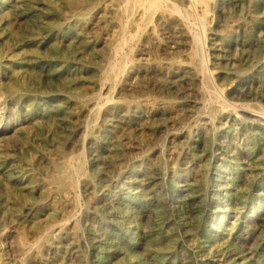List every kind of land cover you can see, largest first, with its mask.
<instances>
[{
	"label": "rangeland",
	"instance_id": "rangeland-1",
	"mask_svg": "<svg viewBox=\"0 0 264 264\" xmlns=\"http://www.w3.org/2000/svg\"><path fill=\"white\" fill-rule=\"evenodd\" d=\"M154 1L0 0V264H264V0Z\"/></svg>",
	"mask_w": 264,
	"mask_h": 264
},
{
	"label": "bare ground",
	"instance_id": "bare-ground-1",
	"mask_svg": "<svg viewBox=\"0 0 264 264\" xmlns=\"http://www.w3.org/2000/svg\"><path fill=\"white\" fill-rule=\"evenodd\" d=\"M113 1H115V0H113ZM125 1H127V4H128V2H133V3H140L142 0H125ZM146 1V0H145ZM152 1V0H151ZM154 1V0H153ZM167 1H170L171 3H172V0H167ZM177 1V0H176ZM198 1V0H197ZM196 1V2H197ZM2 2V1H1ZM155 2V1H154ZM8 3V2H7ZM6 3V4H7ZM150 3V2H149ZM169 3V2H168ZM198 3V2H197ZM202 3V2H201ZM24 4V3H23ZM116 4V3H115ZM126 4V5H127ZM157 4V2L154 4V5H156ZM166 4V3H165ZM173 4V3H172ZM191 4V3H190ZM190 4H189V6H190ZM214 4V3H213ZM137 6V5H136ZM197 6V5H196ZM201 6V5H200ZM206 6V5H205ZM141 7V6H140ZM139 7V8H140ZM156 7H157V5H156ZM192 7H193V5H192ZM144 8V7H143ZM168 8V7H167ZM194 8V7H193ZM201 8V7H200ZM153 9H155L156 10V8L154 7ZM178 9V8H177ZM251 9V8H250ZM19 10V9H18ZM31 10H32V8H31ZM140 10V9H139ZM143 10V9H142ZM149 10V9H148ZM147 10V11H148ZM155 10H153V12L155 11ZM171 10V9H170ZM193 10V9H192ZM2 11V10H1ZM4 11V10H3ZM126 11V10H125ZM135 11V10H134ZM173 11V10H172ZM24 12V11H23ZM26 12V11H25ZM127 12V11H126ZM183 12V11H182ZM27 13V12H26ZM121 13V12H120ZM133 12H131V14H132ZM147 13V12H146ZM176 13V12H175ZM148 14V13H147ZM154 14V13H153ZM182 14V13H181ZM181 14H180V16H181ZM206 14V13H205ZM209 14V13H208ZM207 14V15H208ZM121 15V14H120ZM128 15V14H127ZM135 15V14H134ZM152 15V14H151ZM182 15H185V14H182ZM130 16V15H129ZM136 16V15H135ZM146 16V15H145ZM154 16V15H153ZM152 16V17H153ZM166 16V15H165ZM187 16V15H186ZM193 16V15H192ZM194 16H196V15H194ZM200 16V15H199ZM198 16V17H199ZM203 16V15H202ZM201 16V17H202ZM205 16V15H204ZM204 16H203V18H204ZM182 17V16H181ZM185 17V16H184ZM140 18V17H139ZM169 18V17H168ZM174 18V17H173ZM189 18V17H188ZM184 19H186V18H184ZM127 20V19H126ZM133 20H134V18H133ZM197 20V19H196ZM125 21V20H124ZM128 21H129V19H128ZM142 21V20H141ZM140 21V22H141ZM150 21V20H149ZM164 21H168V20H164ZM195 21V20H194ZM130 22V21H129ZM155 22V21H154ZM161 22V21H160ZM169 22V21H168ZM190 22H191V20H190ZM149 23V22H148ZM158 23V22H157ZM199 23V22H198ZM202 23V22H201ZM256 23H258V22H256ZM124 24V23H123ZM153 24V23H152ZM169 24V23H168ZM171 24V23H170ZM254 24V23H253ZM138 25H140L139 24V22H138ZM173 25V24H172ZM191 25V24H190ZM192 25H194V23L192 24ZM149 26V25H148ZM167 26V25H166ZM258 26V25H257ZM144 27L146 28V26L144 25ZM156 27V26H155ZM136 28H137V26H136ZM141 28V27H140ZM139 28V29H140ZM144 28V29H145ZM188 28V27H187ZM191 28V27H190ZM260 28V27H259ZM127 29H129V28H127ZM154 29V28H153ZM159 29V28H158ZM161 29V28H160ZM166 29V28H165ZM256 29V28H255ZM157 30V29H156ZM189 31H190V29H188ZM200 30V29H199ZM205 30V29H204ZM125 31V30H124ZM132 32H133V30H131ZM148 31V30H147ZM144 32V31H143ZM151 32V31H150ZM157 32V31H156ZM191 32V31H190ZM146 33V32H145ZM119 34V33H118ZM126 34H128V33H126ZM135 34V33H134ZM148 34V33H147ZM188 34V33H187ZM195 34V33H194ZM149 35V34H148ZM150 35H152V34H150ZM193 35V34H192ZM191 35V36H192ZM199 35H201V33L199 34ZM122 36H123V34H122ZM133 36V35H132ZM135 36V35H134ZM154 36V35H153ZM190 36V37H191ZM150 37V36H149ZM152 37V36H151ZM158 37V36H157ZM193 37V36H192ZM119 38V37H118ZM122 38H124V37H122ZM122 38H121V40H122ZM130 38H131V36H130ZM130 38H128V39H130ZM134 38V37H133ZM160 38V37H159ZM248 38V37H247ZM247 38H246V40H247ZM77 39V38H76ZM161 39V38H160ZM186 39V38H185ZM189 39V38H188ZM237 39V38H236ZM71 40V39H70ZM73 40V39H72ZM153 40V39H152ZM171 40V39H170ZM115 41V40H114ZM130 41V40H129ZM131 41H132V38H131ZM204 40H201V38L199 37V36H196L195 37V43H197V45H198V53H197V55H196V60H197V63H198V67H199V69L200 70H203V69H205V67H206V59H205V57H204V53H203V44H204V42H203ZM123 42V41H122ZM150 42V41H149ZM193 42V41H192ZM44 43V42H43ZM120 44V43H119ZM118 44V45H119ZM127 44V43H126ZM164 44V43H163ZM189 44V43H188ZM128 45V44H127ZM239 45V44H238ZM70 46V45H69ZM191 46V45H190ZM71 47V46H70ZM118 48H119V46H117ZM166 47V46H165ZM114 48V47H113ZM112 47H111V49H113ZM116 48V47H115ZM120 50H122V49H120ZM120 50L118 51V52H120ZM124 51V50H123ZM122 54H124V53H122ZM121 54V55H122ZM31 56V55H30ZM115 56V55H114ZM116 57V56H115ZM124 58H125V55L123 56ZM195 57V56H194ZM23 58V57H22ZM21 58V59H22ZM30 58V57H29ZM114 58V57H113ZM190 58V57H189ZM51 59V58H50ZM115 59H117V57L115 58ZM192 59V58H191ZM208 60V59H207ZM258 60V59H257ZM261 60V59H260ZM116 61V60H115ZM123 61V60H122ZM20 62H21V60H20ZM111 62V61H110ZM190 62V61H189ZM12 63V62H11ZM15 63V62H14ZM169 63V62H168ZM208 63V62H207ZM232 63V62H231ZM264 63V62H263ZM17 64V63H16ZM108 64V63H107ZM114 64V63H113ZM119 64V63H118ZM148 64V63H147ZM19 66H20V64H19ZM32 66H33V64H32ZM108 66H109V64H108ZM125 66H126V64H125ZM166 66H167V64H166ZM171 66H172V64H171ZM12 67V66H11ZM110 67H111V64H110ZM115 67V66H114ZM169 67V66H168ZM242 67V66H241ZM263 67V66H262ZM112 68V70H113V67H111ZM116 68V67H115ZM148 68V67H147ZM162 68H163V66H162ZM165 68H167V67H165ZM172 68V67H171ZM240 68V67H239ZM104 69V68H103ZM105 69H106V67H105ZM110 69V68H109ZM108 69V70H109ZM150 69H151V66H150ZM184 69V68H183ZM238 69V68H237ZM10 70V69H9ZM122 70V69H121ZM152 70H154V69H152ZM169 70V69H168ZM182 70V69H181ZM242 70V69H241ZM249 70V69H248ZM251 70V69H250ZM42 71V70H41ZM105 71V70H104ZM110 71V70H109ZM162 71H163V69H162ZM184 71V70H183ZM193 71V70H192ZM237 71V70H236ZM242 71H244L245 72V70H242ZM247 71V70H246ZM73 72V71H72ZM100 72V71H99ZM151 72V71H150ZM174 72V71H173ZM190 72V71H189ZM204 72V71H203ZM225 72V71H224ZM238 72V71H237ZM262 73H263V71H261ZM109 73V72H108ZM110 73H111V71H110ZM109 73V74H110ZM121 73H122V71H121ZM171 73V72H170ZM174 73H176V72H174ZM193 73V72H192ZM241 73H243V72H241ZM10 74V73H9ZM8 74V75H9ZM103 74V73H102ZM108 74V75H109ZM155 74H157V73H155ZM172 74V73H171ZM187 74V73H186ZM255 74V73H254ZM13 75H14V73H13ZM114 75H116L115 74V72H114ZM122 75V74H121ZM160 75V74H159ZM169 75V74H168ZM208 76H209V74H207ZM73 76V75H72ZM103 76V75H102ZM130 76V75H129ZM153 76V75H152ZM155 76V78H156V75H154ZM186 76V75H185ZM198 76V75H197ZM205 76V75H204ZM107 77V76H106ZM105 77V78H106ZM136 77V76H135ZM135 77H134V79H135ZM172 77V76H171ZM174 77V76H173ZM187 77V76H186ZM195 77V76H194ZM103 78V77H102ZM112 78V77H111ZM116 78V77H115ZM120 78V77H119ZM177 78V77H176ZM189 78V77H188ZM199 78H201V77H199ZM202 78H203V76H202ZM107 79V78H106ZM113 79V78H112ZM118 79V78H117ZM129 79V78H128ZM105 80V79H104ZM114 80L115 79H113V83H114ZM176 80V79H175ZM178 80V79H177ZM181 80V79H180ZM192 80V79H191ZM191 80H190V82H191ZM208 80V79H207ZM246 80V79H245ZM252 80H254V79H252ZM14 81V80H13ZM106 81V80H105ZM104 81V82H105ZM108 81H110V80H108ZM107 81V82H108ZM128 81V80H127ZM131 81V80H130ZM172 81H174V80H172ZM183 81V80H182ZM188 81V80H187ZM193 81V80H192ZM251 81V80H250ZM99 82V81H98ZM120 82V81H119ZM125 82V81H124ZM123 82V83H124ZM175 82H177V81H175ZM198 82V81H197ZM211 82V81H210ZM213 82V81H212ZM15 83V82H14ZM100 83V82H99ZM118 83V82H117ZM121 83V82H120ZM183 83V82H182ZM195 83V82H194ZM202 83H204V82H202ZM209 83V82H208ZM253 83V82H252ZM192 84V83H191ZM205 84H206V82H205ZM211 84V83H210ZM99 85V84H98ZM105 85V84H104ZM104 85H102V86H104ZM108 85H110V84H108ZM107 85V86H108ZM200 85V84H199ZM251 85V84H250ZM115 86H116V84H115ZM160 86V85H159ZM169 86H171V84L169 85ZM194 86V85H193ZM195 86H197V85H195ZM203 87H204V84L202 85ZM249 86V85H248ZM114 87V86H113ZM163 87V86H162ZM190 87V86H189ZM13 88V87H12ZM22 88V87H21ZM103 88V87H102ZM109 88V87H108ZM172 88V87H171ZM200 88H201V86H200ZM205 88H207V86L205 87ZM216 88V87H215ZM241 88V87H240ZM24 89V88H23ZM117 89V88H116ZM115 89V90H116ZM176 89V88H175ZM195 90H197L196 88H194ZM246 89V88H245ZM19 90H20V88H19ZM103 90H105V89H103ZM110 90V89H109ZM166 90H168V89H166ZM183 90V89H182ZM201 90V89H200ZM200 90H199V92H200ZM217 90V89H216ZM13 91V90H12ZM15 91V90H14ZM116 91H118V90H116ZM163 91V90H162ZM203 91V90H202ZM209 91H211V89L209 88ZM17 92V91H16ZM26 92H27V90H26ZM26 92H24V93H26ZM109 92V91H108ZM167 92V91H166ZM189 92V91H188ZM251 92V91H250ZM15 93V92H14ZM21 93V92H20ZM54 93V92H53ZM101 93V92H100ZM113 93L114 94H116L115 92H114V90H113ZM185 93V92H184ZM194 93V92H193ZM205 93V92H204ZM253 93V92H252ZM28 94V93H27ZM30 94V93H29ZM41 94V93H40ZM57 94V93H56ZM168 94V93H167ZM181 94V93H180ZM197 94V93H196ZM206 94H207V92H206ZM214 94H216L215 92H214ZM217 94H218V92H217ZM245 94V93H244ZM94 95V94H93ZM185 95V94H184ZM193 95V94H192ZM204 95V94H203ZM202 95V96H203ZM210 95V94H209ZM212 95V98L216 101H219V99H218V97L217 96H214L213 94H211ZM98 96V95H97ZM96 96V97H97ZM188 96V95H187ZM221 96V95H220ZM90 97V96H89ZM101 97H102V95H101ZM107 97V96H106ZM147 97V96H146ZM160 97V96H159ZM164 97V96H163ZM34 98V97H33ZM43 98V97H42ZM105 98V97H104ZM111 98V97H110ZM113 98H115V97H113ZM113 98H112V100H113ZM157 98V97H156ZM201 98V97H200ZM220 98V97H219ZM223 98V97H222ZM71 99V98H70ZM80 99V98H79ZM108 99V98H107ZM106 99V100H107ZM186 99V98H185ZM35 100H36V97H35ZM41 100V99H40ZM48 100V99H47ZM78 100V99H77ZM152 100H153V98H152ZM152 100H150V101H152ZM163 100V99H162ZM27 101V100H26ZM42 101V100H41ZM92 101V100H91ZM115 101V100H114ZM159 101H161V100H159ZM164 101V100H163ZM163 101H161V104H162V102ZM173 101V100H172ZM176 101V100H175ZM188 101H189V99H188ZM222 101V100H221ZM109 102H111V101H109ZM109 102H106L107 104L109 103ZM145 102V101H144ZM153 102V101H152ZM169 102V101H168ZM185 102V101H184ZM207 102V101H206ZM210 102V101H209ZM220 102V101H219ZM34 103H35V101H34ZM98 103V102H97ZM105 103V102H104ZM103 103V104H104ZM105 103V104H106ZM113 103V102H112ZM119 103V102H118ZM142 103V102H141ZM164 103V102H163ZM211 104H213L212 102H210ZM237 103V102H236ZM21 104V103H20ZM30 104V103H29ZM99 104V103H98ZM110 104V103H109ZM123 104V103H122ZM174 104V103H173ZM178 104V103H177ZM182 104H183V102H182ZM240 104H241V102H240ZM15 105H16V103H15ZM92 105V104H91ZM124 105H125V103H124ZM164 105V104H163ZM185 105H186V103H185ZM194 105V104H193ZM213 105H217V104H213ZM96 106V105H95ZM101 106V105H100ZM103 106V105H102ZM101 106V107H102ZM195 106V105H194ZM210 106V105H209ZM219 106H220V103H219ZM225 106V105H224ZM244 106H245V104H244ZM28 107V106H27ZM30 107V106H29ZM98 107H99V105H98ZM106 107V106H105ZM118 107V106H117ZM121 107V106H120ZM158 107H160V106H158ZM163 107V106H162ZM165 107V106H164ZM218 107V106H217ZM31 108V107H30ZM95 108V107H94ZM93 108V109H94ZM107 108V107H106ZM109 108V107H108ZM114 108V107H113ZM134 108V107H133ZM137 108V107H136ZM135 108V109H136ZM140 108V107H139ZM143 108V107H142ZM167 108V107H166ZM184 108V107H183ZM207 108V107H206ZM230 108V107H229ZM238 108V107H237ZM59 109V108H58ZM96 109V108H95ZM100 109V108H99ZM138 109V108H137ZM152 109H154L153 107H152ZM156 109V108H155ZM173 109V108H172ZM213 109H214V107H213ZM231 109H233V108H231ZM243 109V108H242ZM241 109V110H242ZM39 110V109H38ZM113 110V109H112ZM119 110V109H118ZM169 110V109H168ZM234 110H236V109H234ZM239 110V109H238ZM238 110H236V111H238ZM251 110H252V108H251ZM29 111V110H28ZM55 111V110H54ZM61 111V110H60ZM91 111V110H90ZM97 111H99V110H97ZM96 111V112H97ZM123 111V110H122ZM139 111V110H138ZM154 111V110H153ZM156 111V110H155ZM246 111V110H245ZM249 111V110H248ZM94 112V111H93ZM92 111H91V113H93ZM101 112H102V110H101ZM131 112V111H130ZM160 112V111H159ZM30 114H31V112H29ZM34 113V112H33ZM103 113V112H102ZM105 113V112H104ZM116 113V112H115ZM121 113V112H120ZM145 113V112H144ZM165 113V112H164ZM95 114V113H94ZM112 114V113H111ZM200 114V113H199ZM255 114V113H254ZM105 115H106V113H105ZM135 115H137V114H135ZM181 115V114H180ZM179 115V116H180ZM259 115H261V114H259ZM97 116H99V115H97ZM129 116V115H128ZM128 116H126L127 118H128ZM179 116H177V118L179 117ZM100 117V116H99ZM108 117V116H107ZM111 117V116H110ZM125 117V116H124ZM145 117V116H144ZM260 117V116H259ZM88 118V117H87ZM106 118V117H105ZM181 118V117H180ZM261 118V117H260ZM112 119H114V118H112ZM121 119V118H120ZM129 119V118H128ZM140 119V118H139ZM249 119V118H248ZM86 121H87V119H85ZM84 120V121H85ZM126 120V119H125ZM182 120V119H181ZM137 121H139V120H137ZM179 121V120H178ZM183 121V120H182ZM254 121H255V119H254ZM90 122V121H89ZM120 122V124H121V121H119ZM119 122H118V124H119ZM251 122H253V121H251ZM256 122V121H255ZM87 123V122H86ZM126 123V122H125ZM137 123V122H136ZM175 123V122H174ZM91 124H92V122H91ZM97 124V123H96ZM94 125V124H93ZM102 125V124H101ZM132 125V124H131ZM87 126V125H86ZM95 126V125H94ZM88 128L90 127V126H87ZM126 127V126H125ZM159 127V126H158ZM175 127H176V125H175ZM247 127V126H246ZM88 128H87V130H88ZM103 128V127H102ZM110 128V127H109ZM166 128V127H165ZM183 128V127H182ZM187 128V127H186ZM82 129V128H81ZM101 129V128H100ZM174 129V128H173ZM176 129H178V128H176ZM180 129V128H179ZM84 130V129H83ZM107 130V129H106ZM109 130V129H108ZM151 130H153V129H151ZM164 130V129H163ZM167 130V129H166ZM169 130V129H168ZM181 130V129H180ZM112 131H114V130H112ZM112 131H110V132H112ZM184 131V130H183ZM96 132V131H95ZM99 132H100V130H99ZM105 132V131H104ZM106 132H108V131H106ZM175 132V131H174ZM176 132H177V130H176ZM180 132V131H179ZM87 133V132H86ZM93 133V132H92ZM117 133V132H116ZM168 133V132H167ZM120 134V133H119ZM118 134V135H119ZM187 134V133H186ZM87 135V134H86ZM97 136V135H96ZM119 136H122V135H119ZM90 137V136H89ZM89 137H88V139H89ZM93 137V136H92ZM103 137V136H102ZM112 137V136H111ZM170 137V136H169ZM98 138V137H97ZM70 139V138H69ZM83 139V138H82ZM81 139V140H82ZM85 139V138H84ZM83 139V140H84ZM107 139V138H106ZM112 139V138H111ZM172 139V138H171ZM249 139V138H248ZM102 140V139H101ZM107 140H109V139H107ZM166 140V139H165ZM84 141H86V140H84ZM89 141V140H88ZM104 141V140H103ZM124 141V140H123ZM167 141V140H166ZM169 141V140H168ZM171 141V140H170ZM98 142H99V140H98ZM123 143V142H122ZM85 144V143H84ZM106 144V143H105ZM110 144V143H109ZM99 145V144H98ZM157 146V145H156ZM164 146V145H163ZM90 147V146H89ZM94 147V146H93ZM111 147V146H110ZM123 147V146H122ZM126 147V146H125ZM260 147V146H259ZM81 148H83V147H81ZM127 148V147H126ZM159 148V147H158ZM85 149V148H84ZM123 149H124V147H123ZM154 149V148H153ZM162 149H163V147H162ZM83 150V149H82ZM98 150V149H97ZM102 150V149H101ZM106 150V149H105ZM258 150V149H257ZM81 151V150H80ZM84 151V150H83ZM151 152H152V150H150ZM256 151V150H255ZM121 152V151H120ZM83 153V152H82ZM81 153V154H82ZM100 153V152H99ZM102 153V152H101ZM122 153V152H121ZM242 153V152H241ZM79 154H80V152H79ZM86 154V153H85ZM103 154V153H102ZM101 154V155H102ZM107 154V153H106ZM124 154V153H123ZM133 154V153H132ZM147 154V153H146ZM160 154H162V153H160ZM83 155V154H82ZM81 155V156H82ZM110 155V154H109ZM149 155V154H148ZM73 156V155H72ZM76 156V155H75ZM79 156V155H78ZM97 156V155H96ZM115 156V155H114ZM121 156H122V154H121ZM67 157V156H66ZM69 157H70V155H69ZM142 157V156H141ZM78 158V157H77ZM118 158V157H117ZM146 158V157H145ZM234 158V157H233ZM72 159H73V157H72ZM83 159V158H82ZM88 159V158H87ZM97 159V158H96ZM95 159V160H96ZM109 159V158H108ZM122 159V158H121ZM256 159V158H255ZM106 160V159H105ZM118 160V159H117ZM136 160V159H135ZM137 160H138V158H137ZM143 160V159H142ZM149 160V159H148ZM254 160V159H253ZM257 160V159H256ZM260 160V159H259ZM59 161V160H58ZM79 161V160H78ZM86 161V160H85ZM89 161V160H88ZM109 161V160H108ZM124 161V160H123ZM243 161V160H242ZM70 162V161H69ZM72 162V161H71ZM112 162V161H111ZM118 162V161H117ZM143 162V161H142ZM162 162V161H161ZM236 162V161H235ZM259 162V161H258ZM73 163V162H72ZM116 163V162H115ZM114 163V164H115ZM163 163H164V161H163ZM231 163V162H230ZM234 163V162H233ZM250 163V162H249ZM75 164V163H74ZM77 164V163H76ZM85 164H87V163H85ZM251 164V163H250ZM264 164V163H263ZM58 165V164H57ZM70 165V164H69ZM83 165V164H82ZM101 165H102V163H101ZM104 165V164H103ZM235 165V164H234ZM75 166V165H74ZM109 166H110V163H109ZM127 166H129V165H127ZM260 166V165H259ZM70 167V166H69ZM68 167V168H69ZM84 167V166H83ZM71 168V167H70ZM84 169H87V168H84ZM101 169V168H100ZM104 169V168H103ZM127 169H128V167H127ZM162 169V168H161ZM244 169V168H243ZM63 170V169H62ZM80 170H82V169H80ZM110 170V169H109ZM248 170V169H247ZM66 171H67V169H66ZM69 171V170H68ZM68 171L66 172V173H68ZM75 171H77V170H75ZM79 171V170H78ZM102 171V170H101ZM106 171V170H105ZM104 171V172H105ZM113 171V170H112ZM127 171V170H126ZM125 171V172H126ZM161 171V170H160ZM183 171V170H182ZM253 171V170H252ZM62 172V171H61ZM80 172V171H79ZM86 172V171H85ZM129 172V171H128ZM164 172V171H163ZM50 173V172H49ZM106 173V172H105ZM109 173H111V172H109ZM189 173H190V171H189ZM258 173H259V171H258ZM58 174H59V172H58ZM60 174H63V173H60ZM76 174V173H75ZM81 174V173H80ZM89 174V173H88ZM92 174V173H91ZM71 175H72V173H71ZM78 175V174H77ZM105 175V174H104ZM81 176V175H80ZM93 176V175H92ZM95 176V175H94ZM99 176V175H98ZM114 176V175H113ZM131 176V175H130ZM179 176V175H178ZM192 176V175H191ZM190 176V177H191ZM79 177V176H78ZM77 177V178H78ZM90 177V176H89ZM97 177V176H96ZM95 177V178H96ZM106 177H107V175H106ZM109 177V176H108ZM141 177V176H140ZM165 177H167V176H165ZM171 177H172V175H171ZM177 177V176H176ZM188 177V176H187ZM220 177V176H219ZM63 178V177H62ZM66 178H68V177H66ZM65 178V179H66ZM92 178V177H91ZM90 178V179H91ZM94 178V177H93ZM103 178H104V176H103ZM112 178V177H111ZM120 178V177H119ZM134 178V177H133ZM226 178V177H225ZM69 179V178H68ZM89 179V180H90ZM113 179V178H112ZM124 179V178H123ZM136 179H138V178H136ZM141 179V178H140ZM183 179V178H182ZM218 179V178H217ZM255 179V178H254ZM121 180V178L118 180V181H120ZM134 180V179H133ZM216 180V179H215ZM220 180V179H219ZM68 181V180H67ZM65 182V181H64ZM71 182H72V180H71ZM98 182V181H97ZM135 182V181H134ZM139 182H140V180H139ZM191 182V181H190ZM210 182V181H209ZM84 183V182H83ZM82 183V184H83ZM119 183V182H118ZM140 183H143L144 184V182H140ZM162 183V182H161ZM182 183V182H181ZM213 183V182H212ZM79 184V183H78ZM85 184V183H84ZM92 184V183H91ZM208 184V183H207ZM235 184V183H234ZM56 185H58V184H56ZM76 185V184H75ZM101 185V184H100ZM130 185V184H129ZM171 185V184H170ZM186 185V184H185ZM190 185V184H189ZM193 185V184H192ZM132 186V185H131ZM135 186V185H134ZM207 186V185H206ZM226 186V185H225ZM37 187V186H36ZM56 187V186H55ZM102 187V186H101ZM150 187V186H149ZM209 187V186H208ZM30 188V187H29ZM85 188V187H84ZM163 188V187H162ZM166 188V187H165ZM180 188H181V186H180ZM246 188V187H245ZM32 189H34V188H32ZM45 189V188H44ZM52 189V188H51ZM80 189V188H79ZM147 189V188H146ZM218 189V188H217ZM226 189V188H225ZM236 189V188H235ZM54 190H56L55 188H54ZM57 190H59V189H57ZM110 190V189H109ZM144 190V189H143ZM157 190V189H156ZM163 190V189H162ZM260 190V189H259ZM46 191V190H45ZM66 191V190H65ZM96 191V190H95ZM125 191V190H124ZM160 191V190H159ZM218 191V190H217ZM261 191V190H260ZM259 191V192H260ZM34 192V191H33ZM44 192V191H43ZM42 192V193H43ZM63 191H61V193H62ZM92 192V191H91ZM119 192V191H118ZM134 192V191H133ZM156 192V191H155ZM158 192V191H157ZM162 192V191H161ZM164 192H165V189H164ZM215 192V191H214ZM163 193V192H162ZM204 193V192H203ZM243 193V192H242ZM249 193V192H248ZM65 194V193H64ZM72 194V193H71ZM80 194V193H79ZM82 194V193H81ZM92 194V193H91ZM93 194H95V192L93 193ZM92 194V195H93ZM146 194V193H145ZM164 194V193H163ZM66 195V194H65ZM105 195H107V194H105ZM116 195V194H115ZM245 195V194H244ZM53 196V195H52ZM56 196V195H55ZM59 196V195H58ZM79 196V195H78ZM90 196V195H89ZM263 196V195H262ZM42 197V196H41ZM74 197V196H73ZM81 197V196H80ZM93 197H94V195H93ZM92 197V198H93ZM101 197V196H100ZM126 197V196H125ZM208 197V196H207ZM47 198V197H46ZM104 198H105V196H104ZM156 198V197H155ZM195 198V197H194ZM229 198V197H228ZM263 198V197H262ZM45 199V198H44ZM73 199V198H72ZM80 199V198H79ZM99 199V198H98ZM103 199V198H102ZM113 199H116V198H113ZM112 199V200H113ZM118 199V198H117ZM130 199V198H129ZM88 200V199H87ZM95 200V199H94ZM119 200V199H118ZM161 200V199H160ZM212 200V199H211ZM210 200V201H211ZM215 200V199H214ZM247 200V199H246ZM41 201H43V198H42V200ZM40 201V202H41ZM60 201V200H59ZM137 201V200H136ZM145 201H148V200H145ZM244 201V200H243ZM80 202V201H79ZM85 202V201H84ZM99 202V201H98ZM110 202V201H109ZM112 202V201H111ZM157 202V201H156ZM214 202V201H213ZM222 202V201H221ZM39 203V202H38ZM164 203V202H163ZM62 204V203H61ZM81 204V203H80ZM96 204V203H95ZM123 204V203H122ZM184 204V203H183ZM221 204V203H220ZM45 205H46V203H45ZM70 205V204H69ZM83 205V204H82ZM163 205V204H162ZM51 206V205H50ZM58 206V205H57ZM86 206V205H85ZM105 206V205H104ZM106 206H108V205H106ZM113 206H114V204H113ZM157 206V205H156ZM192 206V205H191ZM213 206V205H212ZM241 206V205H240ZM31 207H33V206H31ZM30 207V208H31ZM115 207V206H114ZM117 207V206H116ZM150 207H152V206H150ZM223 207V206H222ZM234 207V206H233ZM58 208V207H57ZM64 208V207H63ZM70 208V207H69ZM77 208V207H76ZM73 209V208H72ZM82 209V208H81ZM86 209H87V207H86ZM117 209V208H116ZM185 209V208H184ZM204 209V208H203ZM233 209V208H232ZM235 209V208H234ZM51 210H52V208H51ZM64 210V209H63ZM92 210V209H91ZM29 211H30V209H29ZM33 211V210H32ZM72 211V210H71ZM81 211V210H80ZM94 211V210H93ZM97 211V210H96ZM236 211V210H235ZM242 211V210H241ZM31 212V211H30ZM29 212V213H30ZM44 212V211H43ZM54 212V211H53ZM68 212V211H67ZM122 212V211H121ZM142 212V211H141ZM188 212V211H187ZM239 212V211H238ZM237 212V213H238ZM73 213V212H72ZM77 213V212H76ZM79 213V212H78ZM77 213V214H78ZM88 213V212H87ZM96 213V212H95ZM99 213H102V212H99ZM98 213V214H99ZM104 213V212H103ZM102 213V214H103ZM200 213V212H199ZM227 213V212H226ZM47 214V213H46ZM110 214V213H109ZM35 215V214H34ZM58 215V214H57ZM85 215V214H84ZM154 215V214H153ZM208 215V214H207ZM233 215V214H232ZM264 215V214H263ZM71 216V215H70ZM69 216V217H70ZM76 216V215H75ZM110 216H111V214H110ZM157 216V215H156ZM159 216H161V215H159ZM172 216V215H171ZM174 216V215H173ZM226 216V215H225ZM243 216V215H242ZM241 216V217H242ZM19 217V216H18ZM45 217V216H44ZM63 217H64V215H63ZM109 217V216H108ZM152 217V216H151ZM162 217V216H161ZM178 217V216H177ZM231 217V216H230ZM32 218V217H31ZM72 218V217H71ZM113 218V217H112ZM125 218V217H124ZM131 218V217H130ZM36 219V218H35ZM43 219V218H42ZM93 219V218H92ZM96 219V218H95ZM110 219V218H109ZM178 219V218H177ZM176 219V220H177ZM190 219V218H189ZM208 219V218H207ZM240 219V218H239ZM44 220V219H43ZM67 220H68V218H67ZM72 220V219H71ZM146 220H147V218H146ZM154 220V219H153ZM188 220V219H187ZM255 220V219H254ZM89 220L87 219V221L86 222H88ZM127 221V220H126ZM130 221V220H129ZM148 221V220H147ZM158 221V220H157ZM182 221V220H181ZM221 221H223V218H221ZM228 221H230V220H228ZM232 221V220H231ZM261 221V220H260ZM64 222H65V220H64ZM85 222V221H84ZM92 222V221H91ZM94 222V221H93ZM115 222V221H114ZM118 222H119V220H118ZM180 222V221H179ZM190 222V221H189ZM204 222V221H203ZM226 222V221H225ZM45 223V222H44ZM44 223L42 224V225H44ZM108 223V222H107ZM153 223H155V222H153ZM47 224H49V223H47ZM64 224V223H63ZM125 224V223H124ZM165 224V223H164ZM206 224V223H205ZM217 224V223H216ZM260 224V223H259ZM18 225V224H17ZM24 225V224H23ZM60 225V224H59ZM77 225V224H76ZM118 225V224H117ZM204 225V224H203ZM256 225V224H255ZM13 226V225H12ZM22 226V225H21ZM38 226V225H37ZM55 226V225H54ZM72 226V225H71ZM71 226H70V228H71ZM87 226V225H86ZM93 226V225H92ZM186 226V225H185ZM184 226V227H185ZM227 226V225H226ZM20 227V226H19ZM47 227H49V225L47 226ZM91 227V226H90ZM201 227V226H200ZM230 227V226H229ZM258 227V226H257ZM256 227V228H257ZM52 228V227H51ZM51 228H49V230L51 229ZM106 228H108V227H106ZM116 228V227H115ZM124 228V227H123ZM150 228V227H149ZM178 228H179V226H178ZM29 229H32V228H29ZM68 229V228H67ZM134 229V228H133ZM137 229V228H136ZM142 229V228H141ZM182 229V228H181ZM190 229V228H189ZM201 229V228H200ZM236 229V228H235ZM34 230V229H33ZM89 230V229H88ZM161 230V229H160ZM218 230V229H217ZM43 231H45V229L43 230ZM46 231H48V229H46ZM79 231V230H78ZM104 231V230H103ZM111 231V230H110ZM180 231V230H179ZM72 232V231H71ZM105 232V231H104ZM130 232V231H129ZM138 232V231H137ZM170 232V231H169ZM182 232V231H181ZM191 232V231H190ZM200 232V231H199ZM232 232V231H231ZM261 232H262V230H261ZM38 233V232H37ZM44 233V232H43ZM42 233V234H43ZM69 233V232H68ZM112 233V232H111ZM119 233V232H118ZM126 233V232H125ZM187 233V232H186ZM220 233V232H219ZM72 234V233H71ZM137 234V233H136ZM47 235V234H46ZM70 235V234H69ZM126 235V234H125ZM133 235V234H132ZM219 235V234H218ZM37 236H39L38 234H37ZM44 236V235H43ZM43 236H41V237H43ZM66 236V235H65ZM91 236V235H90ZM98 236V235H97ZM114 236V235H113ZM112 236V237H113ZM224 236V235H223ZM96 237V236H95ZM99 237V236H98ZM107 237V236H106ZM125 237V236H124ZM65 238V237H64ZM69 238V237H68ZM128 238V237H127ZM130 238H132V237H130ZM143 238V237H142ZM225 238V237H224ZM41 239V238H40ZM104 239V238H103ZM125 239V238H124ZM132 239H134V237L132 238ZM258 239V238H257ZM42 240V239H41ZM48 240H49V238H48ZM55 240V239H54ZM122 240V239H121ZM157 240V239H156ZM158 240H159V238H158ZM201 240V239H200ZM228 240V239H227ZM256 240V239H255ZM35 241V240H34ZM67 241V240H66ZM69 241V240H68ZM72 241V240H71ZM75 241V240H74ZM105 241V240H104ZM132 241V240H131ZM180 241V240H179ZM197 241V240H196ZM235 241V240H234ZM38 242V241H37ZM36 242V243H37ZM122 242V241H121ZM128 242V241H127ZM126 242V243H127ZM22 243H24V241H22ZM71 243V242H70ZM69 243V244H70ZM86 243V242H85ZM107 243V242H106ZM134 243V242H133ZM157 243V242H156ZM183 243V242H182ZM251 243V242H250ZM259 243V242H258ZM38 244V243H37ZM52 244V243H51ZM60 244V243H59ZM113 244V243H112ZM129 244H131V243H129ZM223 244H224V242H223ZM226 244V243H225ZM234 244V243H233ZM264 244V243H263ZM35 245V244H34ZM67 245V244H66ZM121 245V244H120ZM199 245H200V243H199ZM204 245V244H203ZM236 245V244H235ZM0 246H1V244H0ZM59 246V245H58ZM76 246V245H75ZM107 246V245H106ZM113 246V245H112ZM215 246V245H214ZM260 246V245H259ZM32 247H34V246H32ZM53 247V246H52ZM64 247V246H63ZM66 247V246H65ZM127 247V246H126ZM188 247V246H187ZM203 247V246H202ZM37 248V247H36ZM59 248V247H58ZM162 248V247H161ZM195 248V247H194ZM198 248V247H197ZM238 248V247H237ZM71 249V248H70ZM74 249V248H73ZM92 249V248H91ZM176 249V248H175ZM190 249V248H189ZM224 249V248H223ZM231 249V248H230ZM233 249V248H232ZM27 250V249H26ZM37 250V249H36ZM47 250V249H46ZM54 250V249H53ZM79 250V249H78ZM113 250V249H112ZM222 250V249H221ZM253 250V249H252ZM256 250V249H255ZM42 251V250H41ZM70 250H68V252H69ZM96 251V250H95ZM167 251V250H166ZM169 251V250H168ZM199 251V250H198ZM197 251V252H198ZM250 251V250H249ZM28 252H30V251H28ZM43 252V251H42ZM45 252V251H44ZM98 252V251H97ZM96 252V253H97ZM103 252V251H102ZM113 252V251H112ZM163 252V251H162ZM176 252V251H175ZM158 253H160V252H158ZM236 253V252H235ZM254 253V252H253ZM56 254V253H55ZM80 254V253H79ZM128 254V253H127ZM126 254V255H127ZM195 254V253H194ZM193 254V255H194ZM214 254H215V251H214ZM227 254V253H226ZM232 254V253H231ZM57 255H59V254H57ZM125 255V256H126ZM147 255V254H146ZM162 255V254H161ZM171 255V254H170ZM211 255V254H210ZM128 256V255H127ZM136 256V255H135ZM167 256V255H166ZM182 256V255H181ZM234 256V255H233ZM36 257V256H35ZM42 257V256H41ZM251 257V256H250ZM254 257V256H253ZM262 257V256H261ZM83 258V257H82ZM137 258V257H136ZM143 258H145V257H143ZM213 258V257H212ZM224 258V257H223ZM263 258V257H262ZM55 259V258H54ZM81 259V258H80ZM85 259V258H84ZM101 259V258H100ZM103 259V258H102ZM135 259V258H134ZM154 259V258H153ZM35 260V259H34ZM83 260V259H82ZM81 260V261H82ZM125 260V259H124ZM138 260H140V259H138ZM162 260V259H161ZM167 260H168V258H167ZM216 260V259H215ZM256 260V259H255ZM85 261V260H84ZM130 260H128V262H129ZM141 261V260H140ZM157 261V260H156ZM213 261V260H212ZM237 261V260H236ZM53 262V261H52ZM132 262V261H131ZM221 262V261H220ZM156 263V262H155ZM227 263V262H226ZM250 263H252V262H250ZM129 264V263H128ZM135 264V263H134ZM166 264V263H165ZM177 264V263H176ZM206 264V263H205Z\"/></svg>",
	"mask_w": 264,
	"mask_h": 264
}]
</instances>
